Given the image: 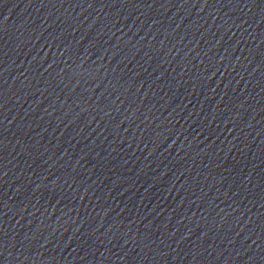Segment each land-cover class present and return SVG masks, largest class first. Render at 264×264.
Returning a JSON list of instances; mask_svg holds the SVG:
<instances>
[{"label": "water", "instance_id": "water-1", "mask_svg": "<svg viewBox=\"0 0 264 264\" xmlns=\"http://www.w3.org/2000/svg\"><path fill=\"white\" fill-rule=\"evenodd\" d=\"M0 264H264V0H0Z\"/></svg>", "mask_w": 264, "mask_h": 264}]
</instances>
